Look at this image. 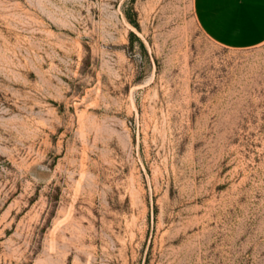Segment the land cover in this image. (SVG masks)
Segmentation results:
<instances>
[{"label":"rangeland","instance_id":"1","mask_svg":"<svg viewBox=\"0 0 264 264\" xmlns=\"http://www.w3.org/2000/svg\"><path fill=\"white\" fill-rule=\"evenodd\" d=\"M0 264H264V0H0Z\"/></svg>","mask_w":264,"mask_h":264}]
</instances>
